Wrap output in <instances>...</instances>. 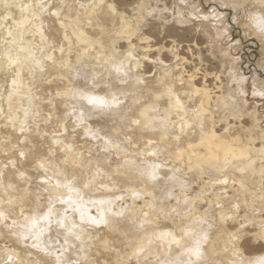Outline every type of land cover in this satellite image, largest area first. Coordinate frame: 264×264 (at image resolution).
Here are the masks:
<instances>
[{"label":"bare ground","instance_id":"obj_1","mask_svg":"<svg viewBox=\"0 0 264 264\" xmlns=\"http://www.w3.org/2000/svg\"><path fill=\"white\" fill-rule=\"evenodd\" d=\"M212 1L227 8L242 43H253L242 70L209 64L197 40L166 27L192 22L190 2L0 0V212L8 217L0 264H57L30 247L37 242L75 264H186L202 234L203 257L193 264L264 260V136L244 90L256 70L253 91L264 96V0ZM241 10L252 26L233 23ZM113 95L119 108L79 124L80 111H95L87 97ZM87 127L104 139L84 135ZM154 165L155 181L146 174ZM69 183L87 215L103 213L107 226L81 223L79 211L56 202L76 200ZM50 197L52 223L38 225L49 230L23 239L20 226L45 213ZM100 200L110 203H92Z\"/></svg>","mask_w":264,"mask_h":264},{"label":"rangeland","instance_id":"obj_2","mask_svg":"<svg viewBox=\"0 0 264 264\" xmlns=\"http://www.w3.org/2000/svg\"><path fill=\"white\" fill-rule=\"evenodd\" d=\"M133 1L134 0H129V2ZM183 1H186L187 3L190 2L191 6H193L195 9L196 14H192L189 17L192 22L188 23L186 27H183L181 25H175L173 21H170L166 23V27L172 28V26H175V28H177V32L184 35L187 41L194 39L197 40L200 44L203 56L210 61L209 64H212L215 67L225 65L226 68H233L232 66H235L237 63L241 66L240 70H242V67L246 66L244 60L246 59L245 52H250V54H252L251 57L255 58V55L252 53L254 49H248L249 46H253V43L247 42L246 45L242 43L238 33L235 32L230 25V14L228 15L225 11L227 10L225 6H221V9H217L216 4L212 0ZM168 7L170 8L171 6ZM251 14L252 13L249 11L244 12L241 10V13L239 15H234L231 20L236 24L235 19L243 17V20L247 21L249 26H252L253 24H251L249 21ZM167 16H170L169 18H171L170 14ZM152 22L153 21H151V23ZM151 26L156 31L160 29L158 25L155 27H153V25ZM151 26L148 25L146 29L151 28ZM161 36H164V32H162ZM184 45L187 44L185 43ZM195 58L196 57L193 59ZM259 67V73L262 80L264 79V76H262V67H264V65ZM255 74H258L256 70L248 76V80L244 85V90L246 92V104L248 107L256 106L258 108L257 113L260 118L261 128L264 136V96L260 97L258 94H254V80L259 78V76ZM223 77L225 78V76ZM208 81V84L213 86L216 83V81H212V79ZM259 244L260 242H256L255 244L253 243V246L259 247Z\"/></svg>","mask_w":264,"mask_h":264},{"label":"snow or ice","instance_id":"obj_3","mask_svg":"<svg viewBox=\"0 0 264 264\" xmlns=\"http://www.w3.org/2000/svg\"><path fill=\"white\" fill-rule=\"evenodd\" d=\"M53 15H57V13H53ZM261 30H264V21H261ZM67 37H65L66 39ZM61 51H63V49H61ZM128 58H133L131 52L128 53ZM48 59H52L51 56L48 57ZM146 59V57H145ZM125 75H127V73H125ZM182 82V81H181ZM88 100V104L92 106V109L95 110L94 112H89L87 115L85 114L84 111H80L78 116H77V120L79 122V124H86V122L90 119L93 118V116H95L97 119H99L101 116L106 115V114H110L114 109L119 108L121 101L115 96L113 95L112 98L109 99H104L102 97H96V96H89L87 97ZM177 103H179V100L177 99ZM134 123H139V121H134ZM75 130V128H73V131ZM84 135L90 136L91 139L96 140V139H104L103 137H101L99 135V131H93L91 127H87L86 131L84 132ZM105 145H109L111 142L109 140H104ZM118 147V145H116ZM104 151H107V147H105L103 149ZM152 155H155L154 152L150 153ZM21 155H23V153H21ZM41 168H43V164L40 165ZM159 165H154L152 166V170L148 173H146L148 175V177L155 181L158 179V176L156 174L155 169L158 168ZM47 181H45L46 183ZM215 183L217 184H221V185H227L229 183V181L227 179H217L215 180ZM57 188L61 187L60 184L56 185ZM63 187L67 188L69 190V192L72 191H76L77 192V197L76 200H73L71 196H69L67 199H62L57 197L56 198V202L63 204V205H67V208L65 211H67L68 209H74L76 211H79L80 216V222L83 223L85 221H87L89 224L91 225H96L99 226L101 224L107 226L108 225V220L104 217V214L101 213V217L100 219H96L93 216L87 215V209L83 207V198L82 196L79 195V191L74 189L72 187V185L69 184H65L63 185ZM85 187H87V185H85ZM138 198V197H137ZM118 199H122V197H118ZM77 201H79L80 203L78 204ZM92 203H99V204H103V203H110V201H92ZM52 205H53V200L50 197L49 198V207L47 209V211L43 214H41L40 216H36L33 215L30 218V224L28 226H24L21 225L20 227H24L25 228V234L22 236L23 239H28L29 235L32 236L36 241H40V238L45 234V232H47L49 230V227H38V225L41 223V221H43L46 225L50 226L52 221H51V217H52ZM221 205L217 204V207H220ZM239 205L238 204H233L232 208L235 210H239ZM173 211H175V209H173ZM118 215H123V213H120ZM227 218H231V217H227ZM8 217L5 216V214L3 212H0V222H4L7 221ZM204 222V221H201ZM58 226L60 227H64L65 226V220L64 219H59L57 221ZM16 226V222L12 221L11 224H5V227H14ZM241 227H243V225H241ZM262 228H264V225L261 226ZM73 228H75V225H70L68 228V231H71ZM192 229L190 227H187L185 230H183V235L184 236H189L191 233ZM165 235H171L170 233H165ZM76 239H79V235H76ZM208 237L207 234H202V235H198V236H193L192 237V242L194 243V247H187L186 251L189 255V257L191 258H195V260H200L203 257V253L201 252L200 248L201 245L203 243H205L207 241ZM180 239H178L176 236H171V243L175 244L177 246L180 245ZM30 247L32 249L37 250L38 253H42L45 256H55V260L57 262V264H75V262L72 261H61V256L60 255H56L55 252L53 250L50 249V247L44 243H32L30 245ZM188 259L186 261V264H193V259ZM9 260L13 259L12 256H9L8 258ZM258 264H264V260L259 261Z\"/></svg>","mask_w":264,"mask_h":264}]
</instances>
